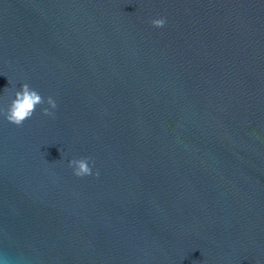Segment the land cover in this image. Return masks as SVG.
Here are the masks:
<instances>
[{"label": "water", "instance_id": "obj_1", "mask_svg": "<svg viewBox=\"0 0 264 264\" xmlns=\"http://www.w3.org/2000/svg\"><path fill=\"white\" fill-rule=\"evenodd\" d=\"M24 83L57 107L0 116V264H264V0H0Z\"/></svg>", "mask_w": 264, "mask_h": 264}, {"label": "clouds", "instance_id": "obj_2", "mask_svg": "<svg viewBox=\"0 0 264 264\" xmlns=\"http://www.w3.org/2000/svg\"><path fill=\"white\" fill-rule=\"evenodd\" d=\"M166 23L167 20L164 17L151 21L154 28H163ZM45 104L48 107L42 108V115L53 116L54 112L50 109H56L55 100L51 96L45 100L37 90L33 89L28 83H24L19 90L14 91V98L11 99L7 108L0 109V116H3L8 123L21 127L26 120L33 116L37 107ZM90 160L91 158L73 159L68 163V167L73 169V174L76 177L90 176L93 175L92 166H94V161L91 162L90 166ZM95 175L98 177L99 172H96Z\"/></svg>", "mask_w": 264, "mask_h": 264}]
</instances>
